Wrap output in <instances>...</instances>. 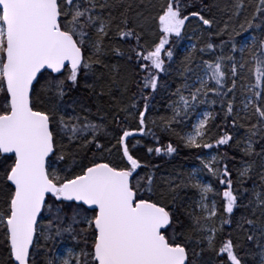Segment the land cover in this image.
Segmentation results:
<instances>
[{
	"label": "snow or ice",
	"instance_id": "snow-or-ice-1",
	"mask_svg": "<svg viewBox=\"0 0 264 264\" xmlns=\"http://www.w3.org/2000/svg\"><path fill=\"white\" fill-rule=\"evenodd\" d=\"M262 37L264 0H0V264H264Z\"/></svg>",
	"mask_w": 264,
	"mask_h": 264
},
{
	"label": "trees",
	"instance_id": "trees-1",
	"mask_svg": "<svg viewBox=\"0 0 264 264\" xmlns=\"http://www.w3.org/2000/svg\"><path fill=\"white\" fill-rule=\"evenodd\" d=\"M218 2V0H205V3L211 5H215ZM221 4L223 3V0H220ZM209 18H211L212 15H215L216 19L219 20L221 18V13L217 7H212L211 13L206 14ZM196 26V21L193 20L187 28L188 34H192V29ZM259 31L256 29H249L247 31H243L240 35L235 36V42L237 43L238 46L241 45V40L245 36H252V35H259ZM197 36L199 33L196 34ZM227 39V37H225ZM264 38V37H262ZM186 40L185 38L184 41L181 42V45L178 46L177 48V54H176V61L177 64L173 65V68L177 67L180 59L184 55V48L187 47L186 45ZM191 42H196V37L193 36ZM120 73L122 76L127 78V83L128 87L130 89L129 93L127 96L123 97V101L127 102L128 97L132 95L133 92L136 91V77L135 73L131 69L130 65L126 64L124 61H120ZM162 76L164 74H161ZM168 79L167 77H165ZM180 83V78L176 75L175 72H173L172 77L169 79V88L168 91L165 92L163 89L156 95L155 100L153 101V108L150 112V118H158L159 116H164V115H171V112L168 110L167 105L169 103V97L170 93L175 90L177 85ZM74 95H79V93H74ZM93 112L96 110V105L99 104L100 107H102L105 110L109 109V106L111 104V101L109 97L105 96L101 98L100 100H95L93 98ZM142 106V104H141ZM111 111L114 113L116 111L115 106L112 107ZM120 116L123 117V113H120ZM111 118V115L109 116V119ZM130 127H135V122L130 121L129 122ZM179 131L180 128H177ZM156 131L157 135L161 137V143L166 145L170 140L174 144L179 145V141L173 137L170 136L169 134L161 132L159 129H154ZM241 134H243V130H241ZM136 138H140L137 136ZM141 139V146L145 145H152V146H160L155 143L151 139V137H145V138H140ZM130 140L134 143L135 139L130 138ZM146 150V149H145ZM223 151V149H221ZM195 157V152L194 151H189L188 149H184L182 145H179V153L178 154H173V156H164L163 158L161 157H155L153 155L152 161L155 164H158L161 166L160 172L158 175H166L169 172H185L190 170L192 167H195L198 165V161L194 158ZM239 161V156L237 154V163ZM191 195V194H190ZM239 214V213H238ZM66 243H70V241H66Z\"/></svg>",
	"mask_w": 264,
	"mask_h": 264
},
{
	"label": "rangeland",
	"instance_id": "rangeland-1",
	"mask_svg": "<svg viewBox=\"0 0 264 264\" xmlns=\"http://www.w3.org/2000/svg\"><path fill=\"white\" fill-rule=\"evenodd\" d=\"M251 36L249 35V36H245L244 38H242V40H241V45L243 44V43H245V42H249V38H250ZM189 43H190V41L189 40H186V45L188 46L189 45ZM206 151H210V150H206Z\"/></svg>",
	"mask_w": 264,
	"mask_h": 264
}]
</instances>
